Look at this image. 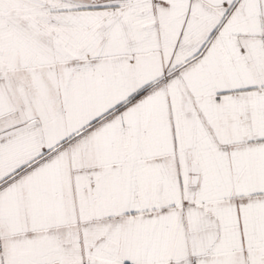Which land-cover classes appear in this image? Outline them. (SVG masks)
I'll use <instances>...</instances> for the list:
<instances>
[{
  "label": "snow or ice",
  "instance_id": "snow-or-ice-1",
  "mask_svg": "<svg viewBox=\"0 0 264 264\" xmlns=\"http://www.w3.org/2000/svg\"><path fill=\"white\" fill-rule=\"evenodd\" d=\"M0 264H264V0H0Z\"/></svg>",
  "mask_w": 264,
  "mask_h": 264
}]
</instances>
